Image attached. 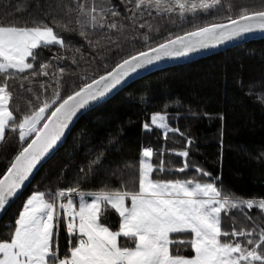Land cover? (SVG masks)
<instances>
[{
  "label": "snow or ice",
  "instance_id": "obj_1",
  "mask_svg": "<svg viewBox=\"0 0 264 264\" xmlns=\"http://www.w3.org/2000/svg\"><path fill=\"white\" fill-rule=\"evenodd\" d=\"M121 3L133 5L125 8L130 15L121 17L111 0L107 3L100 0H45L44 5L37 3L36 8H46L44 15L50 17L51 24L31 13L23 23L18 17L0 19V76L5 78L0 83V145L6 140V130L17 133L21 145L0 178V215L17 197L41 161L58 146L74 118L112 93L133 74L168 58L187 57L247 34L264 32V0H258L253 6L236 4L234 0H121ZM146 10L179 18L181 22L191 16L192 27L175 33L170 31L153 43H149L151 37L147 34L133 36L132 39L142 40L143 50L122 57L102 74L81 76L68 94L62 95L65 68H56L50 74L51 61L41 59L43 50L50 51L53 46L71 50V45L57 29L76 31L85 38L89 36L86 29H103L101 35L123 33L126 27L123 20H128L133 29L145 28L146 24L139 20ZM200 14L204 15L203 20ZM216 20L222 22H214ZM171 22L176 24L175 19ZM147 28L152 31L150 25ZM108 39L110 43L117 42L111 36ZM89 44L91 46L93 42L89 41ZM100 59L104 61L102 67L107 69L105 58ZM72 62L77 63V60L73 58ZM49 75L55 89L51 99L40 102L32 83L37 76ZM9 78L19 79L20 90L33 93L36 100L35 104L31 100L27 102L29 110L19 119L14 115L20 111L19 107L10 110L13 95L7 83ZM24 81L28 82L27 87ZM40 88L46 91L44 82H40ZM150 120V124L143 125L145 132L150 133L155 127L162 130L165 139L169 133L179 132L178 128L169 125L166 113H154ZM187 144L189 147L184 150H172L183 158L180 167L165 166L163 147L158 154L160 162L154 165L151 162L155 154L153 148H143L139 161L127 165L138 168V173L122 181L119 188L102 185L97 191L84 192L70 186L33 193L24 203L14 228L6 225L11 230V238L0 241V264H264V225L255 222L256 219L264 220V199L238 197L213 182L154 178V173L186 172L190 168L202 176L211 175L190 162L192 141L187 140ZM101 160L102 154L90 164L98 166ZM167 163L171 164L170 161ZM109 207L120 217L118 230H111L101 222ZM253 209L257 211L255 218L249 215ZM233 212L252 221V226L237 227ZM225 218L233 221L230 230L223 227ZM62 224L69 245L63 254L59 245ZM172 234L191 235L178 240ZM121 237L131 241L132 246H122ZM176 245L190 247L194 255L184 256Z\"/></svg>",
  "mask_w": 264,
  "mask_h": 264
},
{
  "label": "trees",
  "instance_id": "obj_2",
  "mask_svg": "<svg viewBox=\"0 0 264 264\" xmlns=\"http://www.w3.org/2000/svg\"><path fill=\"white\" fill-rule=\"evenodd\" d=\"M100 2L107 3L108 0ZM37 3L44 5L45 0H0V19L13 20L18 17L23 23L29 19L31 13L51 24L50 17L46 18L44 15L46 8L38 10ZM111 3L121 12V17L130 15L125 8L133 5L122 4L121 0H111ZM234 3L253 6L258 0H234ZM148 11H151V15H148ZM72 15L75 18L76 14ZM200 16L202 20L205 18L203 14ZM172 19L176 20V24L171 22ZM192 19L189 16L186 22H181L179 18L146 10L139 20L146 27L133 29L128 20H123L126 25L123 33L109 32L108 35H101L103 29H86L89 36L85 38L76 31L65 32L57 29L61 37L71 45V50L53 46L50 51L43 50L41 59L51 61L53 67L49 69L50 74L56 68H65L61 94L67 95L81 76L102 74L115 66L122 57L143 50L142 40L132 39L133 36L147 34L151 37L149 43H153L167 36L170 31L175 33L181 29H191ZM147 25L152 27L151 32ZM109 36L117 42L110 43ZM89 41L93 42L91 46ZM77 48L80 49L79 52L76 51ZM61 56L65 59H52ZM100 57L105 58L107 69L102 67L104 61ZM73 58L77 63L72 62ZM4 79L0 76V83ZM40 82L45 83L46 91L40 88ZM7 83L13 95L10 110L16 107L20 109L19 112H14L17 119L29 110V100L35 104V96L40 97V102L51 99L55 89L51 75L35 78L32 83L35 96L20 90L19 79L9 78ZM24 83L27 87L28 82ZM262 101L264 39L186 65L160 70L135 81L80 118L65 145L41 168L26 192L1 221L0 241L10 240L11 230L6 225L14 228L24 203L33 193L51 192L70 186L78 187L84 192L97 191L102 185L119 188L122 181L138 173V168L127 165L139 161L143 148H153L155 154L151 162L154 165L160 162L158 154L163 147L165 166L180 167L183 158L175 155L172 150L180 151L189 147L187 140L192 141L190 162L211 175L202 176L194 168H190L186 172L173 171L163 175L154 173V178L213 182L235 196L264 199ZM154 113H166L169 125L174 129L178 128L179 132L169 133L167 139L164 138L162 130L155 127L152 132H145L143 125L151 123L150 118ZM20 147L18 134L6 130V140L0 145V178L6 173ZM101 154V163L98 166L91 165L90 161ZM232 215L237 217V227L252 226V221L246 220L239 212H233ZM249 215L255 218L257 211L253 209ZM101 222L111 230H118L120 218L109 207L101 217ZM255 222L264 225V220L256 219ZM232 224L231 219L225 218L223 227L230 230ZM190 235L172 234L178 240L190 238ZM120 243L122 246H132V242L123 237L120 238ZM59 245L62 254L69 247L68 234L63 226L60 229ZM175 247L186 257L194 255L190 247Z\"/></svg>",
  "mask_w": 264,
  "mask_h": 264
},
{
  "label": "water",
  "instance_id": "obj_3",
  "mask_svg": "<svg viewBox=\"0 0 264 264\" xmlns=\"http://www.w3.org/2000/svg\"><path fill=\"white\" fill-rule=\"evenodd\" d=\"M262 39H264V32H256V33H252V34H247V35H245L242 38H239V39H237L235 41L227 42V43H225L223 45H220V46H218L216 48L204 49V50H200V51L195 52V53H191L187 57L168 58V59L162 60V61L158 62L157 64H155L153 66H150L149 68H147L145 70H141L138 74H133L131 77H129L127 79V81L124 84L119 86L112 93L107 95L105 98H103L99 102H96V103L92 104L88 109L82 110V112L79 113L76 118H74L73 123L70 125L69 129L66 130L65 136L58 143V146L54 150H52V152L43 161H41L40 165H38L37 169L34 170L33 174L29 178V180L25 182V185L22 187V190L18 193L17 197L14 198L10 202V206L6 207V209L4 210L3 214L0 215V223L3 220V218L5 217V215L7 214V212L9 211V209L14 205V203L29 188V186L31 185V183L33 182L34 178L36 177L37 173L41 170V168L65 145V143L68 140V138H69L71 132L73 131L74 127L77 125V123L80 120V118L83 117L85 114L91 112L92 110H94L99 105L107 102L108 100L113 98L120 91H122L127 86H129L130 84L134 83L135 81H137V80H139L141 78H144L146 76H149V75H151V74H153V73H155L157 71L164 70V69H169V68H172V67L186 65V64L194 62V61H198V60L205 59V58H208V57L220 54V53H224V52H226V51H228L230 49H234L236 47L245 45V44H247L249 42L258 41V40H262Z\"/></svg>",
  "mask_w": 264,
  "mask_h": 264
},
{
  "label": "rangeland",
  "instance_id": "obj_4",
  "mask_svg": "<svg viewBox=\"0 0 264 264\" xmlns=\"http://www.w3.org/2000/svg\"><path fill=\"white\" fill-rule=\"evenodd\" d=\"M74 199L78 201V198H77V197H74ZM86 199H89V200H90L91 197H86ZM118 216H119V215H118ZM119 218H120V217H119ZM61 226H63V227L65 228V226H64L63 224H62Z\"/></svg>",
  "mask_w": 264,
  "mask_h": 264
}]
</instances>
